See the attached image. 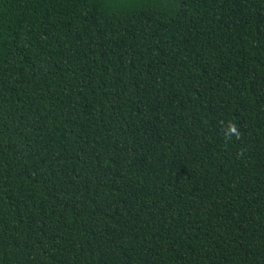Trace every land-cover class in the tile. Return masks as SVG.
<instances>
[{
  "label": "trees",
  "instance_id": "trees-1",
  "mask_svg": "<svg viewBox=\"0 0 264 264\" xmlns=\"http://www.w3.org/2000/svg\"><path fill=\"white\" fill-rule=\"evenodd\" d=\"M0 264H264V0H0Z\"/></svg>",
  "mask_w": 264,
  "mask_h": 264
}]
</instances>
